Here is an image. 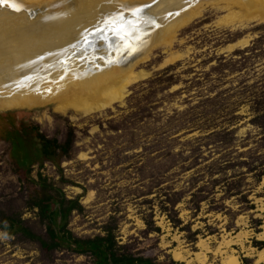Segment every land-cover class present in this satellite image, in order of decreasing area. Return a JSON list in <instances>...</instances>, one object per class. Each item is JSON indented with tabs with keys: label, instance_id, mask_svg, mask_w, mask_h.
<instances>
[{
	"label": "rangeland",
	"instance_id": "rangeland-1",
	"mask_svg": "<svg viewBox=\"0 0 264 264\" xmlns=\"http://www.w3.org/2000/svg\"><path fill=\"white\" fill-rule=\"evenodd\" d=\"M130 1L118 16L138 3L148 13L160 2ZM227 4L196 0L189 6L203 5L200 15L170 40L164 32L159 43L141 51L145 60L134 70L146 76L108 107L10 108L0 98V223L18 220L49 241L30 202L39 186L18 171L11 143L3 139L4 128L15 125L26 135L32 126L56 143L60 166L35 164L32 178L41 174L68 199H79L82 209L68 224L74 236L111 232L120 253L158 262L188 264L175 259L181 252L190 264H222L227 256L264 264V21ZM179 16L172 14L170 22ZM121 19L128 23L110 21L107 34L100 30L108 44L110 36H127L128 25L140 27L134 18ZM0 264L93 259L48 251L22 233L0 229Z\"/></svg>",
	"mask_w": 264,
	"mask_h": 264
},
{
	"label": "bare ground",
	"instance_id": "bare-ground-1",
	"mask_svg": "<svg viewBox=\"0 0 264 264\" xmlns=\"http://www.w3.org/2000/svg\"><path fill=\"white\" fill-rule=\"evenodd\" d=\"M128 1L9 0L0 4V98L7 100L10 108L21 103L28 107L53 103L60 111L70 106L86 111L108 107L124 97L133 81L146 76L134 70L145 60L141 59L145 54L139 53L157 40L159 43L164 32L169 39L177 28L199 16L203 7L190 10L196 0H159L148 13L147 5L138 3L126 15L118 16L128 7ZM138 1L150 4L155 0ZM217 1L264 21V0ZM13 3L19 11L10 6ZM177 13L181 17L170 22L172 14ZM122 17L134 18L140 27L133 30L126 25L127 36L118 33L108 44L100 30L105 31L110 21L121 24ZM224 254L218 251V255ZM175 259L192 263L181 252ZM222 264L239 261L227 256Z\"/></svg>",
	"mask_w": 264,
	"mask_h": 264
},
{
	"label": "trees",
	"instance_id": "trees-1",
	"mask_svg": "<svg viewBox=\"0 0 264 264\" xmlns=\"http://www.w3.org/2000/svg\"><path fill=\"white\" fill-rule=\"evenodd\" d=\"M3 131V139L11 143L12 158L18 166V171L25 180L39 186L40 190L31 196L30 202L31 206L38 211L41 221L46 224L49 241L43 240L22 226L20 221L12 218L7 219L8 226L0 223L1 230L10 235L22 233L31 240L39 241L48 251L66 249L77 255H90L93 264H182L158 262L142 256L120 253V246L111 232H108L106 236L88 239L74 236L68 229V224L71 214L75 210L82 209L79 199H68L62 189L48 184L47 179L41 174L37 181L31 175L33 166L39 164L43 167L44 161L60 167L57 161L56 143L53 144L38 128L32 126L27 130L26 135L15 125L4 128Z\"/></svg>",
	"mask_w": 264,
	"mask_h": 264
},
{
	"label": "snow or ice",
	"instance_id": "snow-or-ice-1",
	"mask_svg": "<svg viewBox=\"0 0 264 264\" xmlns=\"http://www.w3.org/2000/svg\"><path fill=\"white\" fill-rule=\"evenodd\" d=\"M9 3V0H0V4H8ZM11 7L14 8L15 11H19L20 10V7L17 6L16 4H11L10 5ZM134 15H135V12H134ZM122 23H128L127 21H122Z\"/></svg>",
	"mask_w": 264,
	"mask_h": 264
},
{
	"label": "water",
	"instance_id": "water-1",
	"mask_svg": "<svg viewBox=\"0 0 264 264\" xmlns=\"http://www.w3.org/2000/svg\"><path fill=\"white\" fill-rule=\"evenodd\" d=\"M108 32L107 31H105V33L104 34H107ZM109 35H111L110 33H109ZM114 37H116V36H110V39L111 38H114Z\"/></svg>",
	"mask_w": 264,
	"mask_h": 264
}]
</instances>
